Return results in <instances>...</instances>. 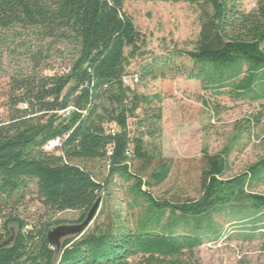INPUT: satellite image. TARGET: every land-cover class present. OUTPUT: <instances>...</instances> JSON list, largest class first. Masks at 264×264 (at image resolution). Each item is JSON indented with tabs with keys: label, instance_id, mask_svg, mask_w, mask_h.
I'll use <instances>...</instances> for the list:
<instances>
[{
	"label": "trees",
	"instance_id": "1",
	"mask_svg": "<svg viewBox=\"0 0 264 264\" xmlns=\"http://www.w3.org/2000/svg\"><path fill=\"white\" fill-rule=\"evenodd\" d=\"M128 1L136 0H0V49L16 45L31 63L10 77L8 118L0 123V220L7 201L34 182L35 199L44 208L80 212L77 224L82 223L115 177L135 182L138 195L158 213L157 225L166 212L181 217L162 232L96 223L60 249L48 233L64 222L31 225L11 217L0 228V245L15 239L0 250V264H134L135 258L143 264H182L206 240L220 239L225 227L219 218L233 220L245 240H260L264 248V194L257 192L264 187V159L228 179L229 152L204 150L199 199L158 200L143 191L167 179L163 160L154 182H144L143 172L132 174V161L145 171L158 157L146 149L140 127L132 137L131 120L139 118L143 105L151 108L161 99L139 95L124 83L131 62L147 55L143 34L124 9ZM149 1L198 6L200 33L193 50L175 48L173 55L144 66L142 81L182 74L206 90L264 100V0L249 12L243 0ZM52 51L68 64L63 73L45 75L52 69L47 64ZM181 57L190 66L178 64ZM69 108L66 118L61 112ZM58 139L59 147L45 151ZM130 148L132 158L126 155ZM96 162L107 165L105 180Z\"/></svg>",
	"mask_w": 264,
	"mask_h": 264
},
{
	"label": "rangeland",
	"instance_id": "2",
	"mask_svg": "<svg viewBox=\"0 0 264 264\" xmlns=\"http://www.w3.org/2000/svg\"><path fill=\"white\" fill-rule=\"evenodd\" d=\"M205 2L207 0H200ZM257 0H243L242 8L252 11ZM146 41L145 57L131 62L128 72L138 78L132 90L139 95L154 99L160 97L153 107L143 105L138 119L131 120L132 137L144 134L146 149L157 156V160L141 170V163L131 162L132 174L143 172L144 182H154L152 175L161 173L159 161L167 164L165 181L153 187L143 186L158 200L199 199L201 195L200 172L204 150L211 155L229 152L230 170L226 178L244 173L249 166L264 159V100L236 99L229 94L206 90L198 80L182 74L170 73L167 78L141 80L142 68L154 58L167 57L177 50L191 51L200 33V13L196 5L187 2H152L149 0L128 1L124 6ZM63 48L57 46V48ZM264 47V45H263ZM178 64L190 66L185 57L176 58ZM68 60V59H67ZM51 52L47 64L52 67L45 75L63 73L68 61ZM25 51L8 44L0 49V123L8 118L10 77L19 68L30 67ZM135 80V79H134ZM161 116V119H156ZM259 119V121H257ZM99 176L105 180L108 168L104 162H96ZM135 182H126L115 177L103 195L100 210L89 229L96 223L108 226L127 227L133 232L142 229L162 232L170 222L181 215L166 212L156 224L158 213L138 195ZM36 184L28 182L14 198L3 206L0 228L11 217H19L34 225L39 222H64L62 225L77 224L81 213L66 211L54 213L36 201ZM264 194V187L257 190ZM224 225L220 239L206 240L195 254H186L182 264H264V248L260 240L247 241L238 232L240 227L233 220L218 219ZM16 230V226H12ZM176 232H183L182 228ZM143 264L141 258L132 260Z\"/></svg>",
	"mask_w": 264,
	"mask_h": 264
},
{
	"label": "water",
	"instance_id": "3",
	"mask_svg": "<svg viewBox=\"0 0 264 264\" xmlns=\"http://www.w3.org/2000/svg\"><path fill=\"white\" fill-rule=\"evenodd\" d=\"M101 204L102 200L99 199L97 203L93 206V208L90 210L84 222L73 225H60L51 229L48 233L49 242L60 249L65 240L72 238H80L81 236H83L94 222L100 210ZM14 239L15 236L13 235L8 240L3 242L0 245V250L11 246L14 242Z\"/></svg>",
	"mask_w": 264,
	"mask_h": 264
},
{
	"label": "built area",
	"instance_id": "4",
	"mask_svg": "<svg viewBox=\"0 0 264 264\" xmlns=\"http://www.w3.org/2000/svg\"><path fill=\"white\" fill-rule=\"evenodd\" d=\"M135 79V80H134ZM139 82V79L136 77V78H133L131 76H128V77H125L124 78V83L128 86H131L133 84V82ZM73 108H69L67 109L66 111H63L61 112L62 114H64V117L68 118L70 116V112ZM118 132L117 128L115 126H112L110 128V133L112 135H115L116 133ZM61 145V141L60 139L58 140H55V141H52L51 143H49L46 147H45V151L47 152H52L54 151L57 147H59ZM126 155L129 157V158H132L133 157V153H132V149H128L127 152H126Z\"/></svg>",
	"mask_w": 264,
	"mask_h": 264
}]
</instances>
